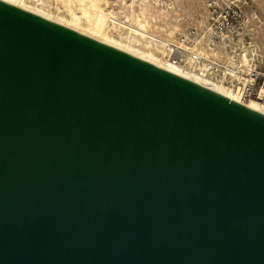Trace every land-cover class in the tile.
<instances>
[{
    "label": "water",
    "instance_id": "95a60500",
    "mask_svg": "<svg viewBox=\"0 0 264 264\" xmlns=\"http://www.w3.org/2000/svg\"><path fill=\"white\" fill-rule=\"evenodd\" d=\"M0 264H264V110L0 0Z\"/></svg>",
    "mask_w": 264,
    "mask_h": 264
},
{
    "label": "built area",
    "instance_id": "2783aa9c",
    "mask_svg": "<svg viewBox=\"0 0 264 264\" xmlns=\"http://www.w3.org/2000/svg\"><path fill=\"white\" fill-rule=\"evenodd\" d=\"M22 1L30 7L51 13L62 9L58 0ZM126 1L128 3L123 4L125 9L134 4L129 3L133 0ZM253 2L254 0H207L198 20L186 24L187 29L172 31L170 34L153 31L144 34L146 49L161 61L186 73L238 90L243 98H250L254 96L259 80L262 79L264 85V71L256 60L260 55L255 52L256 47L251 39L247 41L244 35V29L249 32L252 21V17L245 11ZM175 9V4H166V16ZM115 18L114 15H109L108 20L113 23ZM171 21V27L181 26L182 20L172 17ZM125 23L133 24L130 20Z\"/></svg>",
    "mask_w": 264,
    "mask_h": 264
},
{
    "label": "rangeland",
    "instance_id": "374dc122",
    "mask_svg": "<svg viewBox=\"0 0 264 264\" xmlns=\"http://www.w3.org/2000/svg\"><path fill=\"white\" fill-rule=\"evenodd\" d=\"M206 1L207 0H133L129 3L134 4L126 9L123 8V4L128 3V1L125 2V0H97L95 2L98 7H100L99 9H103L102 11L105 15L102 19L103 25L101 27L104 33L142 51L151 52L146 49L147 44L144 34L146 35L147 32L151 31L159 34H170L172 31L176 32L187 29V27H185L186 24L198 20L200 13L203 11V8H205ZM57 2L62 9L58 12L54 11L52 14L59 13L61 16L65 15V17L76 15L82 17V19H80L82 21L84 19L81 10L83 6L81 5L86 6L90 4L89 1H86L84 4L81 3L80 0H58ZM169 3L175 4L176 9L175 11H169V14L166 16L165 13L167 12L165 11V5ZM245 13L252 17V21L248 29L249 32L244 29V35H246L247 41L251 39L255 45V52H258L260 55V57L256 59L259 61L257 65H262L261 70L264 71V0H254L252 5L246 8ZM109 15H114L116 17L113 23L108 20ZM172 17L178 21L182 20V22H180V27H171L169 25L172 22ZM126 20H130L133 24L130 25L125 23ZM73 21H75V19H73ZM139 22L142 26L138 25ZM84 25H86V23H84ZM155 57L158 58L157 55H155ZM243 100L249 103L254 102L259 105V108L263 106L261 109L264 110V85L262 79L257 83L254 96L243 98Z\"/></svg>",
    "mask_w": 264,
    "mask_h": 264
},
{
    "label": "bare ground",
    "instance_id": "6f19581e",
    "mask_svg": "<svg viewBox=\"0 0 264 264\" xmlns=\"http://www.w3.org/2000/svg\"><path fill=\"white\" fill-rule=\"evenodd\" d=\"M10 1H13V2L18 3L20 5H23L25 7L33 9L35 11H38L40 13H43L45 15H48L50 17H53V18L58 19L60 21H63L65 23H67V24L75 26V27H77L79 29H82V30H84L86 32L94 34V35H96L98 37H101V38H103L105 40L113 42V43H115L117 45H120V46H122L124 48L132 50V51H134L136 53H139V54H141L143 56H146V57L151 58V59H153L155 61H158V62H160L162 64H165V65L170 66V67H172L174 69H177V70H179L181 72H184V71H182L181 69H179V68H177L175 66H172V65H170V64H168L166 62L161 61L160 59L155 57L153 53L142 51V50H140V49H138V48H136V47H134L132 45L125 44L124 42H122L120 40H117L115 38H112L109 35H107L106 33H104L103 29H101V27L103 25L102 24V19L104 18L105 15L103 14V11H102L103 9L102 10L99 9L100 7H98V5L96 4L95 1H97V0H80V2L84 3V4H85L86 1L90 2V4H88L86 6L81 5V6H83V7H81L82 14H83L82 16H83V19H84L83 21L80 20V19H82V17H80V16L72 15V17H65V15L61 16L59 13L52 14L50 11H45L43 9L30 7L29 5L26 4V2H24L22 0H10ZM79 5H80V3H79ZM70 18L75 19V21H73V19H70ZM84 23H86V25H84ZM138 25L142 26V24L140 22H139ZM184 73H186V72H184ZM186 74H189V75H191L193 77H196V78H198L200 80H203L205 82H208L207 80L202 79V78L198 77L195 74H190V73H186ZM208 83H210V82H208ZM210 84L215 85V86H217L219 88H222V89H224V90H226V91H228V92L240 97L241 99H243V95L238 90L229 89V88H227L225 86H222L220 84H214V83H210ZM250 103L255 105V106H257V107H259V105L254 103V102H250Z\"/></svg>",
    "mask_w": 264,
    "mask_h": 264
}]
</instances>
